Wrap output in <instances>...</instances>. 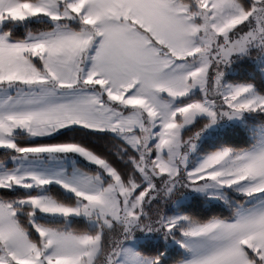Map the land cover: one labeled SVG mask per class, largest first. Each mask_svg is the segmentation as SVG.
Returning a JSON list of instances; mask_svg holds the SVG:
<instances>
[{
	"label": "snow or ice",
	"instance_id": "snow-or-ice-1",
	"mask_svg": "<svg viewBox=\"0 0 264 264\" xmlns=\"http://www.w3.org/2000/svg\"><path fill=\"white\" fill-rule=\"evenodd\" d=\"M250 60L264 0H0V264H167L154 240L264 264V89L230 75ZM228 127L248 146L210 143ZM69 133L112 134L128 170Z\"/></svg>",
	"mask_w": 264,
	"mask_h": 264
},
{
	"label": "trees",
	"instance_id": "trees-1",
	"mask_svg": "<svg viewBox=\"0 0 264 264\" xmlns=\"http://www.w3.org/2000/svg\"><path fill=\"white\" fill-rule=\"evenodd\" d=\"M32 29H43L46 25L42 23H33L30 25ZM25 32L24 28L19 29L20 35ZM256 54L253 53V60H256ZM264 66L258 62L253 63L252 60L245 62H237L230 70L231 79L237 81H248L254 83L258 89H264ZM260 118H256L255 123H259ZM253 121H249L252 124ZM199 127V125L197 126ZM195 131V129H193ZM67 138H75L77 140L83 139L90 147L96 150L103 156H106L118 169L122 171L128 170V165L125 163L126 157L123 159L117 155V149L121 146V141L115 139L111 134H96L83 136L81 133H69L66 137H60L61 140ZM22 143L25 141H21ZM250 142V133L243 127L232 128L228 127L221 130L215 137H213L210 143H224L226 145L234 146L237 148L247 147ZM170 204V201L167 203ZM167 204H161L159 207L165 209ZM184 208L192 215H195L201 219H207L212 215L227 216L229 210L222 203L208 201L203 197H192L185 202ZM156 210V206H153V212ZM82 227V225H77ZM145 248L149 249L146 254L153 255L154 251L151 249L158 248L160 251L167 253V264H177L181 259L180 251L175 246L165 247L164 241H152L150 244H146Z\"/></svg>",
	"mask_w": 264,
	"mask_h": 264
},
{
	"label": "rangeland",
	"instance_id": "rangeland-1",
	"mask_svg": "<svg viewBox=\"0 0 264 264\" xmlns=\"http://www.w3.org/2000/svg\"><path fill=\"white\" fill-rule=\"evenodd\" d=\"M111 135H112V134H111ZM0 158H3V150H0ZM183 191H186V190H183V189L180 190V192H183ZM180 192H177L176 195L173 197V199L178 198V197L180 196ZM187 201H188V200H187ZM214 202H215V201H214ZM218 203H219V202H218ZM169 207H172L171 201H170V204H167V205H166L165 209H166V208H169ZM137 235H139V233H138Z\"/></svg>",
	"mask_w": 264,
	"mask_h": 264
}]
</instances>
